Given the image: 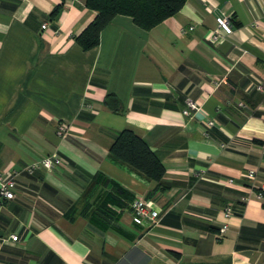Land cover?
<instances>
[{
	"label": "crops",
	"instance_id": "0c3cea01",
	"mask_svg": "<svg viewBox=\"0 0 264 264\" xmlns=\"http://www.w3.org/2000/svg\"><path fill=\"white\" fill-rule=\"evenodd\" d=\"M97 12L0 0V170L65 159L22 171L15 198L0 199V264H264V0H186L152 28L117 14L85 49L76 36ZM220 15L233 29L212 39ZM189 97L201 106L186 114ZM126 127L163 161L160 182L110 154ZM97 172L161 220L141 226L131 202L108 203L107 227L91 220L113 189L82 202Z\"/></svg>",
	"mask_w": 264,
	"mask_h": 264
},
{
	"label": "trees",
	"instance_id": "16d2710c",
	"mask_svg": "<svg viewBox=\"0 0 264 264\" xmlns=\"http://www.w3.org/2000/svg\"><path fill=\"white\" fill-rule=\"evenodd\" d=\"M85 2L87 6L98 12L82 32L76 36V40L83 48L90 49L99 44L102 29L115 15H131L140 26L152 28L165 18L178 12L186 0H85ZM62 6L63 3L56 6L52 14L57 15ZM109 151L114 158L125 162L147 179L160 182L165 174L166 167L161 158L147 140L131 128H123L118 133L110 144ZM107 183H111L113 189L100 194L96 210L90 216L91 220L93 219L103 227H107L108 220L110 221L118 214L108 207V203L117 204L124 209H131L128 203H132L135 199L129 190L104 173L97 172L88 184L82 202L89 203L101 185ZM119 230L123 232L122 229Z\"/></svg>",
	"mask_w": 264,
	"mask_h": 264
},
{
	"label": "built area",
	"instance_id": "2783aa9c",
	"mask_svg": "<svg viewBox=\"0 0 264 264\" xmlns=\"http://www.w3.org/2000/svg\"><path fill=\"white\" fill-rule=\"evenodd\" d=\"M75 0H64V4L71 3ZM219 27L216 29L210 30L208 36L212 39H217L221 28H223L226 32L232 31V26L229 23V20L226 16L220 15L217 17ZM48 26V22L43 24V27ZM201 106V103L193 98H187V106L183 109L184 113L190 114L192 110L194 112L198 110ZM209 124H214L216 121L213 118L208 119ZM70 124L66 120H61L57 127V132L62 137H65L69 132ZM65 161L64 157L57 152H51L41 156L38 160L25 165L20 169H8L5 168L0 170V199H13L16 196L15 190L18 186H22L19 182L18 175L22 171H27L29 173H33L36 168L40 166H45L47 169H53L57 167ZM250 176L256 175L255 169L249 170ZM264 187V182H263ZM132 209L137 216V221L141 226L145 228L151 227L152 225L157 224L161 220V213L158 209L152 207L150 202L145 201L144 199H136L132 202ZM232 215V210L228 208L224 216L225 218H229ZM228 230V223L225 222L223 226L220 228V234L225 235ZM13 241H16L19 236L18 234L11 235Z\"/></svg>",
	"mask_w": 264,
	"mask_h": 264
}]
</instances>
